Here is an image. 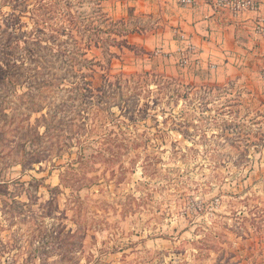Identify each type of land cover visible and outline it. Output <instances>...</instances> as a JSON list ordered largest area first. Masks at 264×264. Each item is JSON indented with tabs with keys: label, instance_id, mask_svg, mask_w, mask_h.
<instances>
[{
	"label": "rangeland",
	"instance_id": "rangeland-1",
	"mask_svg": "<svg viewBox=\"0 0 264 264\" xmlns=\"http://www.w3.org/2000/svg\"><path fill=\"white\" fill-rule=\"evenodd\" d=\"M102 1L0 0V264H264V98L133 70Z\"/></svg>",
	"mask_w": 264,
	"mask_h": 264
},
{
	"label": "crops",
	"instance_id": "crops-1",
	"mask_svg": "<svg viewBox=\"0 0 264 264\" xmlns=\"http://www.w3.org/2000/svg\"><path fill=\"white\" fill-rule=\"evenodd\" d=\"M236 15L210 0H103L101 7L129 32L130 66L201 86L230 84L264 98V0ZM119 22V23H118ZM188 55L190 64L180 61Z\"/></svg>",
	"mask_w": 264,
	"mask_h": 264
},
{
	"label": "built area",
	"instance_id": "built-area-1",
	"mask_svg": "<svg viewBox=\"0 0 264 264\" xmlns=\"http://www.w3.org/2000/svg\"><path fill=\"white\" fill-rule=\"evenodd\" d=\"M218 7H226L233 11L236 15L255 12L258 9V4L255 0H210ZM185 5H193V0H183ZM260 32L264 35V27L259 28ZM190 64L188 55L183 56L180 61L182 67H187ZM264 78V71L262 74Z\"/></svg>",
	"mask_w": 264,
	"mask_h": 264
},
{
	"label": "trees",
	"instance_id": "trees-1",
	"mask_svg": "<svg viewBox=\"0 0 264 264\" xmlns=\"http://www.w3.org/2000/svg\"><path fill=\"white\" fill-rule=\"evenodd\" d=\"M121 46H122V47H125V48H127V49H129L130 51H133V50H134L132 47H130V46L126 43V41H123V44H122ZM84 63L90 65V69L93 70V71H92L93 74L95 73L94 68H95V67H98V66H101V65H99L98 63H96L95 60H93V61L85 60ZM77 65H78V64H77ZM100 149H101V148H98V153H102V151H101ZM83 164H84V163H81V165H83Z\"/></svg>",
	"mask_w": 264,
	"mask_h": 264
}]
</instances>
